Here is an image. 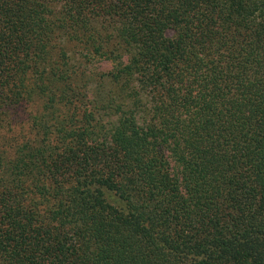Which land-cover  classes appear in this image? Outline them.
I'll list each match as a JSON object with an SVG mask.
<instances>
[{
	"label": "trees",
	"instance_id": "obj_1",
	"mask_svg": "<svg viewBox=\"0 0 264 264\" xmlns=\"http://www.w3.org/2000/svg\"><path fill=\"white\" fill-rule=\"evenodd\" d=\"M0 264H264V0H0Z\"/></svg>",
	"mask_w": 264,
	"mask_h": 264
},
{
	"label": "rangeland",
	"instance_id": "obj_2",
	"mask_svg": "<svg viewBox=\"0 0 264 264\" xmlns=\"http://www.w3.org/2000/svg\"><path fill=\"white\" fill-rule=\"evenodd\" d=\"M94 66L99 70H104L108 67V64L104 62H99L97 64H94Z\"/></svg>",
	"mask_w": 264,
	"mask_h": 264
}]
</instances>
